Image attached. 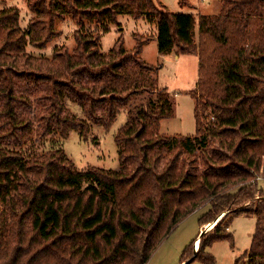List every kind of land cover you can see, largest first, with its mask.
I'll use <instances>...</instances> for the list:
<instances>
[{
  "label": "trees",
  "instance_id": "obj_1",
  "mask_svg": "<svg viewBox=\"0 0 264 264\" xmlns=\"http://www.w3.org/2000/svg\"><path fill=\"white\" fill-rule=\"evenodd\" d=\"M221 1L217 15L196 20L154 0H26L33 13L26 29L17 7L0 9V142L21 147L33 128L16 111L15 103L33 107L30 96L16 92L19 83L45 84L35 95L47 108L38 117L40 138L53 124L64 138L68 127L87 134V125L69 116L63 95L105 123L116 102L149 95L146 104L129 111L126 128L115 136L118 170H77L61 149L25 158L0 148V264H147L179 223L206 205L199 227L225 215L184 248L180 263L216 264L207 249L220 241L234 248L226 228L244 214L255 219L245 255L252 264H264V190L257 182L260 174L264 179V0ZM179 4L190 6L188 0ZM66 15L80 26L109 25L120 15L145 18L157 26V35L135 34L133 47L125 49L121 34L101 53V33L75 31L71 53L55 48L48 58L26 51L28 45L44 49L59 35L55 20ZM154 40L160 56L177 48L198 58L194 137L158 134L173 109L152 75L161 66L140 57ZM130 63L137 71L126 74ZM99 105H106L109 118L97 115Z\"/></svg>",
  "mask_w": 264,
  "mask_h": 264
},
{
  "label": "rangeland",
  "instance_id": "obj_2",
  "mask_svg": "<svg viewBox=\"0 0 264 264\" xmlns=\"http://www.w3.org/2000/svg\"><path fill=\"white\" fill-rule=\"evenodd\" d=\"M154 1L162 3L171 13L192 14L196 20L201 15H217L222 6L221 0H188L190 6H181L179 0ZM3 6L17 7L20 11V26L22 29H26L28 20L33 15L27 7L26 0H0V9L4 8ZM106 26L108 30L103 31L106 29ZM55 28L59 31V35L48 42L44 49L40 50L28 45L26 51L34 56L48 58H51L55 48L59 49L64 47L71 53L76 47L73 38L75 31H81L84 34L101 33L99 44L101 53H107L121 34L124 38L123 46L125 49L133 47L135 43L133 35L135 34L140 36L157 35V26L154 23L149 22L145 18L133 19L128 15H120L116 23H110L109 25L106 23L103 26L96 25L95 22L87 21L80 26L77 25L70 15H66L62 19L55 20ZM195 33L197 36V28L195 29ZM170 54H172L173 58L174 56L178 57L170 64H165L164 69L161 70V74L160 70L157 75L152 73L154 78L158 80V88L165 89V93L169 95L173 109V116L163 119L160 122L158 134L167 137H177L179 139L188 136L194 137L196 134L194 117L195 99L192 97V92L193 90H197L198 58L195 55L179 54L177 48H174ZM140 57L148 64L161 66V63H159L161 59L158 53L157 41L154 40L144 45ZM127 68L126 74L137 71L132 63ZM144 74L146 73L144 72ZM147 75L150 74L147 73ZM84 82H87V80L84 79ZM44 87V83L32 87H28L23 83L17 84L16 92L30 96L33 107L26 109L22 105L15 103L16 111L21 117H29L33 122V128L23 135L24 140H26L23 146L18 147L13 141H10L0 142V148L20 151L25 158L44 154L47 151L55 152L57 149H61L64 152V160L71 161L77 170L81 171L90 167L112 171L118 170L119 147L115 142V136L126 128L130 120L129 111L140 103L146 104L149 95L132 96L126 104L116 102L114 104L115 113L112 118H109L106 113V105H99L96 113L98 116H104L106 119L109 118L107 119V123L101 118L98 120L90 119L79 103L63 95L62 101L69 112V116L76 121L84 122L87 125V134L85 137H82L80 130H74L68 127L67 137L64 138L60 135L61 133L57 125L53 124L51 133L44 138H40L38 134L41 126L40 122H38V117L41 113H45L47 108L44 107V102L41 103L36 99L35 95L43 91ZM206 115L209 114L206 113ZM209 121H211V118L205 121L203 120V123L206 124ZM209 139L210 137L207 140ZM214 148L218 149L217 144L214 145ZM197 155H199V152H197ZM196 165L199 166L198 172H201L200 170H202L203 165L199 159ZM257 182L259 188L264 190V179L261 177V174L257 178ZM258 200L260 198L256 197L242 204L238 209L245 208V206ZM208 209L209 205H206L182 220L177 228L159 245L147 264H177L184 248L199 232L198 217ZM224 215L225 213L220 215L215 220V224ZM254 229L255 219L253 217L244 214H240L238 217H232V222L226 230L233 235L234 248H231L227 241L214 243L208 252L214 256L216 264H234L238 257L241 258L239 261L240 264H252L248 261L245 254H247L246 252L250 247ZM194 252H196L195 249ZM192 264L200 263L193 262Z\"/></svg>",
  "mask_w": 264,
  "mask_h": 264
},
{
  "label": "crops",
  "instance_id": "obj_3",
  "mask_svg": "<svg viewBox=\"0 0 264 264\" xmlns=\"http://www.w3.org/2000/svg\"><path fill=\"white\" fill-rule=\"evenodd\" d=\"M156 36V35H155ZM178 56H174V58H173V56H172V54H169V55H166V56H160V62L159 63H161V68H160V74L162 73L161 72V70H163L164 69V65L165 64H170L172 61H174V59H176ZM203 228H205V225H203V227H199V232L197 233V235L195 236V238L197 237V236H199V234L202 232V229ZM208 230V229H207ZM206 230V231H207ZM197 243H198V240L196 241ZM196 242H195V244H196ZM212 247V246H211ZM211 247L210 248H208L207 250L209 251V249H211ZM197 249V247H195V250ZM177 264H183V263H180V260L177 262Z\"/></svg>",
  "mask_w": 264,
  "mask_h": 264
},
{
  "label": "bare ground",
  "instance_id": "obj_4",
  "mask_svg": "<svg viewBox=\"0 0 264 264\" xmlns=\"http://www.w3.org/2000/svg\"><path fill=\"white\" fill-rule=\"evenodd\" d=\"M218 221H219V220H218ZM218 221H217V222H218ZM215 222H216V221H214V222H212V223H210V224H208V225H205L206 230L212 228V226L215 224ZM197 246H198V243L195 244V247H197Z\"/></svg>",
  "mask_w": 264,
  "mask_h": 264
},
{
  "label": "built area",
  "instance_id": "obj_5",
  "mask_svg": "<svg viewBox=\"0 0 264 264\" xmlns=\"http://www.w3.org/2000/svg\"><path fill=\"white\" fill-rule=\"evenodd\" d=\"M201 227H203V226H201ZM202 231H206V228H203ZM194 249H195V248H194ZM195 251H196V250H195Z\"/></svg>",
  "mask_w": 264,
  "mask_h": 264
}]
</instances>
